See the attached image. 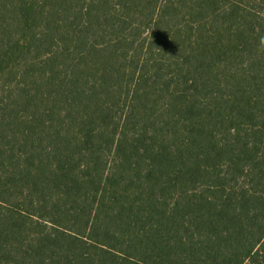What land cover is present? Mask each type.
Returning <instances> with one entry per match:
<instances>
[{"label": "trees", "instance_id": "trees-1", "mask_svg": "<svg viewBox=\"0 0 264 264\" xmlns=\"http://www.w3.org/2000/svg\"><path fill=\"white\" fill-rule=\"evenodd\" d=\"M0 264H264V0H0Z\"/></svg>", "mask_w": 264, "mask_h": 264}]
</instances>
